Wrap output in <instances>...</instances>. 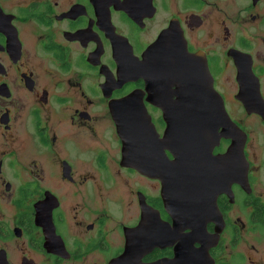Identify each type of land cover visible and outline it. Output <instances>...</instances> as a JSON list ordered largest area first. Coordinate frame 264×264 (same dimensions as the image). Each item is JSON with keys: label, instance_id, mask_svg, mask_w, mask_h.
<instances>
[{"label": "flooded vegetation", "instance_id": "1", "mask_svg": "<svg viewBox=\"0 0 264 264\" xmlns=\"http://www.w3.org/2000/svg\"><path fill=\"white\" fill-rule=\"evenodd\" d=\"M170 28L221 100L192 121L244 135L194 134L192 202ZM0 264H264V0H0Z\"/></svg>", "mask_w": 264, "mask_h": 264}, {"label": "water", "instance_id": "2", "mask_svg": "<svg viewBox=\"0 0 264 264\" xmlns=\"http://www.w3.org/2000/svg\"><path fill=\"white\" fill-rule=\"evenodd\" d=\"M163 41L166 40V49L159 51L158 43H155L146 54L147 69L150 70L156 81L158 91L164 93L165 90L159 86H174L175 89H169L167 87L166 93L169 95L176 96V101L182 102V105H177L174 108L182 110V114L173 115V123L171 124L170 132H175V126L182 127L183 141L187 143L186 151L183 153L184 166H188V169H184L183 176V201L192 202L194 197V186L193 176L200 173V170H192V158L193 150L191 143L194 141V134H198L199 142L207 140L211 142V131L218 127L220 124L219 113L222 114L226 122L227 131L233 135V145L230 151L225 155L233 156L238 150V153L242 154L244 135L242 132L230 121L226 115L223 105H214V118L211 117L208 124L194 123L192 121L191 114V102L193 101V94L198 96L208 93L209 97L214 96L216 104H221V100L218 95L212 89V81L208 72L205 58L200 55L191 54L186 48V44L182 38V43L177 40L176 33L172 28L168 29L166 34L163 35ZM195 84V89H193ZM208 86V88H207ZM206 87V88H205ZM240 97V96H239ZM241 98V97H240ZM211 101L212 99L209 98ZM168 100V98H167ZM181 118V119H180ZM178 119V121H176ZM206 128L204 132L203 129ZM242 134V138L236 136ZM217 143L215 139L214 144H210V154L213 145ZM201 149V147H200ZM198 166L205 165L207 163H198ZM208 173V171H206ZM190 203L184 202V205ZM191 213V212H189ZM191 219V217H189Z\"/></svg>", "mask_w": 264, "mask_h": 264}]
</instances>
